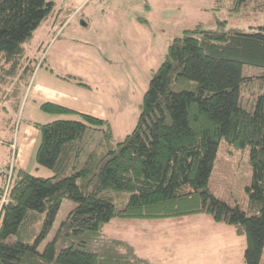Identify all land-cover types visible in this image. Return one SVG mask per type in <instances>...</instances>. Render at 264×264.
Returning a JSON list of instances; mask_svg holds the SVG:
<instances>
[{
    "label": "trees",
    "instance_id": "trees-1",
    "mask_svg": "<svg viewBox=\"0 0 264 264\" xmlns=\"http://www.w3.org/2000/svg\"><path fill=\"white\" fill-rule=\"evenodd\" d=\"M53 4L0 0V94L10 88L15 98L20 80L33 74L37 65L23 43ZM247 6L264 8V0H231L234 11ZM245 64L261 67V74L242 75ZM248 82L260 89L250 110L240 104L241 87ZM39 106L72 116L29 121L39 134L30 159L51 175L15 170L12 164L3 170L0 264H147L128 241L105 235L103 225L115 217L198 212L243 234L245 261L258 264L264 246V24L248 32L183 29L152 71L137 122L120 141L107 117L52 100ZM92 130H100L102 138L90 146L83 139ZM221 138L236 148L249 145V211L215 197L208 187ZM111 192L125 193L123 207L116 206ZM65 198L76 205L39 250Z\"/></svg>",
    "mask_w": 264,
    "mask_h": 264
},
{
    "label": "rangeland",
    "instance_id": "rangeland-1",
    "mask_svg": "<svg viewBox=\"0 0 264 264\" xmlns=\"http://www.w3.org/2000/svg\"><path fill=\"white\" fill-rule=\"evenodd\" d=\"M52 1V12L23 43L37 67L32 75L20 80L19 95L15 98L9 93L10 88L4 87L6 93L0 94L3 103V107L0 106L1 171L13 164L12 154L6 145H2V140L10 136L12 130L16 135V123L20 119L23 122L30 117L33 121L46 123L56 117L72 116L45 112L39 106L41 102H33V89L47 69L53 71L56 80H46L51 86L105 103L110 109L108 118L113 138L120 141L137 122L139 104L152 71L183 29L200 25L204 29L248 32L264 24V8L255 10L247 6L234 11L231 0ZM261 72V67L246 64L241 70L242 75H259ZM241 88L240 104L250 110L260 91L258 83L248 82ZM18 99L19 110L16 112L13 106ZM31 107L32 115L29 114ZM100 138V130L87 131L83 142L91 146ZM29 164L26 169L34 174L47 176L52 173L48 168L36 167L34 160L30 159ZM250 174L249 145L236 148L221 138L208 177L212 194L231 206L238 204L249 211L245 187ZM124 195L110 194L118 208L125 204L121 199ZM75 205L76 202L68 198L61 201L51 229L38 245L39 250L53 238L60 222ZM188 218L167 219L162 225L148 227L137 219L119 218L117 221L115 217L103 225V232L108 237L120 236L129 243L137 234L151 235L143 238L139 250L148 264H248L243 257L245 236L235 233L232 225L220 222L216 223L219 227L213 228L203 220L192 222ZM182 223L190 226L188 230L195 228L186 243L181 241ZM157 233L164 236L154 238ZM13 240L14 236L8 238L9 242ZM258 264H264V246Z\"/></svg>",
    "mask_w": 264,
    "mask_h": 264
},
{
    "label": "crops",
    "instance_id": "crops-1",
    "mask_svg": "<svg viewBox=\"0 0 264 264\" xmlns=\"http://www.w3.org/2000/svg\"><path fill=\"white\" fill-rule=\"evenodd\" d=\"M38 71L39 69L37 70V72ZM41 79H42L41 82L37 83L33 89V96L35 97L33 102L38 103V102H42L43 100H53V101H57L59 103L65 104L67 106L76 108L81 111L89 112V113H92V114H95L101 117L108 118L110 109L101 100L95 99L93 97H83V96L74 95L64 88L56 87L54 85H52L53 86L52 87L48 82H46V80H51L52 82L56 81L53 71L51 70L48 71L47 69L45 71V74L42 75ZM1 101L2 100H0V106L3 107V103ZM29 114L31 115L33 114L32 107L30 109ZM29 121H33V120L30 117H27L24 119L23 122H21V119H20L18 123H16V128H15L17 129L16 135L13 134V130H12L10 131L11 135L8 137L6 136V139L2 140L3 142L2 145H6L9 148L10 153L12 154L13 164L12 163L11 164L13 165L15 170H18V169L24 170L27 168V165H30L29 161H30L31 155L33 153V150L39 138L37 129ZM1 129L3 128L1 127ZM14 139H15V148L12 149ZM0 174H2L3 176V171H1V169H0ZM0 184H1V177H0ZM180 217H189L188 219H190V221L192 222H201V220H203L204 222H206V224H209L213 228L219 227L217 226L219 224H216V223H220V222L215 221L209 214H206L204 212L191 213V214H187V215H183L179 217H172V218L137 219V221L144 223V225H149L148 227H150L151 225H157V226L162 225V223H164L162 221H166L167 219H178ZM118 219L119 218H117V221ZM180 225L184 226L183 231H182L183 234L181 236V241L184 243L189 242V240L191 239L193 235V231L195 230V228L192 227L191 230H188L190 226L187 227L183 223ZM171 235L172 233L167 234V236L169 237ZM135 236H136V239L133 242L130 241V244L134 247L136 253L139 256L144 257L141 254L142 251H139L141 247V242L143 241V238L146 239L147 237L151 235L146 233L145 235L137 234ZM163 236L164 235H160L157 233L154 236V238L155 237L162 238ZM116 238L121 239L122 237L119 236ZM137 238H139L140 240H138Z\"/></svg>",
    "mask_w": 264,
    "mask_h": 264
},
{
    "label": "built area",
    "instance_id": "built-area-1",
    "mask_svg": "<svg viewBox=\"0 0 264 264\" xmlns=\"http://www.w3.org/2000/svg\"><path fill=\"white\" fill-rule=\"evenodd\" d=\"M5 199V193H4V195H3V198H2V201Z\"/></svg>",
    "mask_w": 264,
    "mask_h": 264
}]
</instances>
